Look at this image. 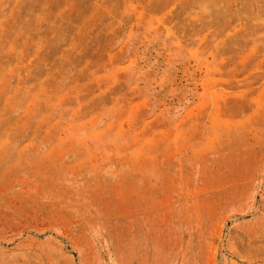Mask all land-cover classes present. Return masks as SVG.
<instances>
[{"label":"rangeland","instance_id":"obj_1","mask_svg":"<svg viewBox=\"0 0 264 264\" xmlns=\"http://www.w3.org/2000/svg\"><path fill=\"white\" fill-rule=\"evenodd\" d=\"M0 264H264V0H0Z\"/></svg>","mask_w":264,"mask_h":264}]
</instances>
